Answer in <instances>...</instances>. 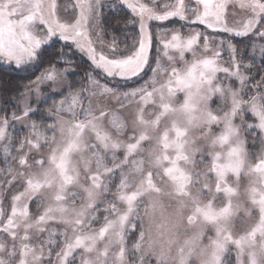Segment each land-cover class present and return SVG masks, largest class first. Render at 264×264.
I'll list each match as a JSON object with an SVG mask.
<instances>
[{
    "label": "snow or ice",
    "instance_id": "6c2138e0",
    "mask_svg": "<svg viewBox=\"0 0 264 264\" xmlns=\"http://www.w3.org/2000/svg\"><path fill=\"white\" fill-rule=\"evenodd\" d=\"M236 37L264 0H0V264H264V44Z\"/></svg>",
    "mask_w": 264,
    "mask_h": 264
},
{
    "label": "rangeland",
    "instance_id": "374dc122",
    "mask_svg": "<svg viewBox=\"0 0 264 264\" xmlns=\"http://www.w3.org/2000/svg\"><path fill=\"white\" fill-rule=\"evenodd\" d=\"M65 2H66V0H59V3H61V4L65 3ZM165 2H167V3H174L175 0H161V3H165ZM186 2H187V0H186ZM228 13H229V15H228V20H229L230 23L233 22V20H239L240 17L243 15V13L240 12L237 8H234V7H231V6H229V8H228ZM232 13H236V15L233 16ZM189 15H190V13H189ZM163 26H164V27H167V28H173V27H175V28H179V27H180V24H179V23H175V22H173V23H166V24H164ZM199 27L202 28V26H199ZM184 31L187 32L188 29H184ZM223 38L226 39L227 37H223ZM103 39H104L105 42H107V43H110V42L112 41V39H111V38H108L106 35L103 37ZM231 42H232L233 44H238V45H240V48H241L244 52H247V53H248L246 59H243V61H242L244 64H247V63H249V61H250L251 53H252V51H253L251 45H252L253 43H256V44H264V41L254 40V39H253V40H242V38H238V37L233 38ZM61 43H63V42H61ZM246 46H247V47H246ZM186 55L188 56L189 59L191 58L190 54H186ZM238 55H239V54H238ZM256 55H257L258 57H259V55H260L258 50H257ZM74 59H75L76 63H75V64H72V65H68V67L75 69L74 72H72L71 74L68 75V80H69V82H75V81L81 80V79H82V73H83L84 71H86L87 68H88V61H87V58H86V57H83V56H81L79 53H77V54L75 55ZM81 59H82V61H81ZM220 59H221V62H222V66H226V67L229 66V64H228V61H229V53H228L227 51H225V52H223V53L221 54V58H220ZM259 61H260V60L258 59L256 63H258ZM79 62L82 64V66H81V68L78 69V67H77L76 65H78L77 63H79ZM85 63H86V65H85ZM255 70H256V69L254 68L253 71H255ZM241 71H242V72H246L247 70L244 69V68H242ZM79 72H80V73H79ZM219 75L223 78V74H219ZM71 76H73V77L71 78ZM223 83H225V84L233 83V87H238V84H236L235 82H232V81L223 80ZM84 86H85V87L87 86V82H86V81H84ZM75 87H76V88H79V87H81V85H80V84H76ZM248 98H249L248 96H245V97H244L245 100H247ZM53 99H55V100H59V99H62V97H60V96H51V97L47 100V103H43V102L41 103V105H43V107H41V109L43 110V109H47L48 107H50L51 104H52V100H53ZM218 103H219L218 100H217L215 103H213V108H214V109L217 107V104H218ZM44 105H45V106H44ZM32 107H36V104H35L34 102L32 103ZM18 114H19V113H18ZM247 118H248L249 122H253L250 116L247 117ZM30 119H31V120H35V119H34V116L30 117ZM47 122H48V123H51V121H47ZM236 122L239 123V120L237 119ZM9 132H10V134L15 138V140L18 141L19 139H22V138L27 134L28 129L22 127L20 124H17V125L15 126V129L13 130V129L10 128V129H9ZM125 138H126V137H125ZM16 147H18V144L16 145ZM247 148H248L249 152H252V153H259L260 150H261V145H260L259 141H257L255 144H253L252 141H251V138L249 137V138H248V143H247ZM12 154H13V155H17V153H16L15 151H13ZM0 155H2V148H0ZM4 167H5V165L3 164L2 161H0V169H2V168H4ZM241 183H242V184L246 183V180H245L243 177L241 178ZM5 188L7 189V186H5ZM113 191H115L114 188H113ZM15 192H16V189H15V188H13V189L10 190V191H8V190L5 191L4 196H5V204H6V206H7V203L10 201L11 195L15 194ZM110 199H111V196H109V200H110ZM32 207L34 208V206H32ZM101 223H102V221H101ZM94 226H95V227H99L100 225H99V224H96V225H94ZM43 239H46V234L40 236L39 238H35V237H34L32 243H34V244H36V245H39V244H40V241L43 240ZM133 242H134V241L130 239V240H129V246H131V244H132Z\"/></svg>",
    "mask_w": 264,
    "mask_h": 264
},
{
    "label": "trees",
    "instance_id": "16d2710c",
    "mask_svg": "<svg viewBox=\"0 0 264 264\" xmlns=\"http://www.w3.org/2000/svg\"><path fill=\"white\" fill-rule=\"evenodd\" d=\"M104 11H105V28L107 30L106 36L108 38H111V39L113 38V36H115L117 38V41L119 42L120 40H122L124 38L122 35L124 30L122 28L112 27V25H114L118 19L117 13L115 11H110L107 8ZM124 14H125V10H122L120 12V16H123ZM238 46L240 47V45H238ZM243 53H244V59H246L248 53L244 52V51H243ZM250 60H251V58H250ZM81 61H82V59H81ZM259 63H260V61L257 63V66L259 65ZM77 64L78 65H76V66L78 67V69L81 68L82 64L80 62ZM85 65H86V63H85ZM6 67H7L6 65H0V68H6ZM72 77L73 76H71V78ZM258 78L259 77H257V79ZM7 96H8V93L3 94V98H7ZM40 107H43V105L40 104ZM8 108H9V112L14 110L11 105H8ZM0 115H3V113H0ZM34 119H37V117L34 116Z\"/></svg>",
    "mask_w": 264,
    "mask_h": 264
}]
</instances>
